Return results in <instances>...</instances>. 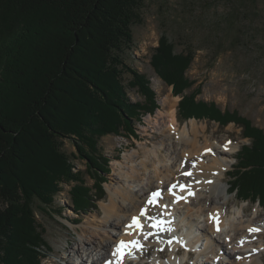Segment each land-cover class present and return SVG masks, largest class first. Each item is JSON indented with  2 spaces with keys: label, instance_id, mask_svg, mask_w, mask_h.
Segmentation results:
<instances>
[{
  "label": "trees",
  "instance_id": "obj_1",
  "mask_svg": "<svg viewBox=\"0 0 264 264\" xmlns=\"http://www.w3.org/2000/svg\"><path fill=\"white\" fill-rule=\"evenodd\" d=\"M144 6L145 0H0V264H43L48 244L36 209H50L64 184L75 183L77 213L96 210L106 198L107 181L92 172L98 179L86 187L72 158L103 170L101 139L138 138L137 123L156 114L150 82L126 64ZM162 39L151 65L179 97L193 87L186 72L194 53L176 55ZM126 73L144 102L131 101ZM196 95L179 102L178 120L242 128L249 144L239 150L228 185L242 203L264 206V131ZM67 140L78 156L65 152Z\"/></svg>",
  "mask_w": 264,
  "mask_h": 264
},
{
  "label": "rangeland",
  "instance_id": "obj_2",
  "mask_svg": "<svg viewBox=\"0 0 264 264\" xmlns=\"http://www.w3.org/2000/svg\"><path fill=\"white\" fill-rule=\"evenodd\" d=\"M141 12L143 23L132 28L134 45L132 51L126 55V64L150 82V87L156 94L157 112L155 115L145 117L141 123H137L138 138L110 135L101 139L99 150L100 156L104 159L101 162L98 161L105 167L103 170L101 167L98 169V165L92 166V170H89L88 163L82 157L72 158L76 166L75 172H81L80 175L84 179L86 187H94L96 179H98L96 175L94 178L92 172H98L99 176L107 181L104 184L106 198L99 203L96 210L86 214L77 213L70 195L75 183L64 184L63 191L55 198L54 205L50 209H36L38 223L45 230V239L43 240L48 244L42 250L43 264H71L67 262L71 254L74 260H79V263H81V259L87 260L88 256L84 252L85 250L79 254L80 256H76L73 249L79 247L78 242L81 236L87 233L90 235L92 231L101 232L97 241L101 244H99V248H96V252L101 250L102 244L105 242H112L114 245L117 239H120L119 236L124 227L115 230L112 227H104L106 213L103 206L111 205V195L123 193L129 186L135 190L141 188L143 182L149 178L150 171L154 170L153 163L158 166L161 162V165H167L166 167H169L170 170L176 162L179 165L182 160L186 161L187 158H183L181 153V145L170 150L171 147L168 145L170 142L165 141V136L166 134L174 135L173 131L166 128L168 123L165 124L163 122L165 120L157 115L159 110H163V101L167 97L171 98L170 104L176 103L177 116L179 102L183 97L197 94L198 102L214 104L223 112L238 113L242 118L249 120L254 127L264 131V0H145V6ZM162 38H166L169 43L173 44L176 55L194 53V60L186 72V78L193 82V87L179 97L173 94V87L168 86L151 65ZM123 78H125L124 84L131 101L144 102L145 97L139 93L138 89L129 87L133 75L126 73ZM175 98L179 100L177 101ZM167 110L171 111L170 108ZM191 120L186 122L178 120V128L181 132L184 128L191 130L192 121L196 120L201 129L197 138L199 146L221 147L222 141L228 140L238 144L237 152L230 156L224 154L221 157L214 156L213 149L209 148L206 152L204 150L203 156L198 157V154L190 160V168L184 163V171L176 173V176H173L170 171L164 172L162 177L169 175L170 182L175 181L174 184L185 185L191 176L183 175L184 172L192 174V170L199 166L206 167L214 165L215 160H224L228 164H232L224 176L225 179L222 180V186L230 191L226 196L230 200L229 209L231 212H236L234 205L246 209V213H235L234 220L239 222L243 219L246 221L254 219L258 212L264 214V206L258 203H242L234 193H231L228 185L229 172L236 164L238 151L244 145L249 144V140L242 136L243 129L235 123L222 127L220 123L207 119ZM204 127L206 128L205 133L202 130ZM64 150L69 155L78 156L77 149L70 140L65 141ZM220 150L224 151L223 148ZM126 154L133 156L129 164L122 162ZM208 155L210 156L208 157ZM153 159H156V162ZM118 162H122V164L119 165ZM107 164L109 173L106 168ZM174 171L177 172L178 168H175ZM191 178L194 179V177ZM155 189L158 188L154 186L152 190ZM205 196L201 198V206L209 204ZM217 202L220 203V200L218 199ZM185 212L186 210L182 209L178 214L174 213L168 219L173 218L177 222L178 229L182 230V234L189 235L190 227L198 228V235H196L201 238L199 244L208 245L204 235L206 225L205 222H202L204 217L197 214L200 216L201 223L185 222L181 218ZM231 219L233 218L231 217ZM179 222H182L183 226ZM260 226L264 228V223H261ZM168 227L174 228L172 225ZM174 229L178 231V229ZM108 231L114 232L112 239L110 238L111 233ZM207 235L216 244L220 243L216 234L212 235L209 232ZM215 243L214 246H216ZM255 246L259 247V241ZM151 255L153 257L156 255V249L147 258H151ZM162 256V260L166 262L164 264H169L170 252L166 250ZM203 258L204 255L201 253L190 259L187 258V255L175 259H179L178 264L180 262L196 264L200 263ZM145 261L149 262V260ZM90 263L87 261V264Z\"/></svg>",
  "mask_w": 264,
  "mask_h": 264
},
{
  "label": "bare ground",
  "instance_id": "obj_3",
  "mask_svg": "<svg viewBox=\"0 0 264 264\" xmlns=\"http://www.w3.org/2000/svg\"><path fill=\"white\" fill-rule=\"evenodd\" d=\"M175 99H177V101L179 100L178 98ZM170 103L171 98L167 97L163 101V110L166 108L164 110L166 113L164 114L163 110H159L157 115L165 120L163 121L165 122V124L168 123L166 125V128H169L170 131H173L174 135L166 134L165 136V141L170 142L168 144L171 147H169L170 150H173L175 146L181 145V153L183 154V158H187L186 161L182 160L179 165L176 162L170 170L169 167H166L167 165L163 166L159 161L158 166L153 163V167L155 166L154 170L150 171L147 181L143 182V184L141 183V188L135 190L133 189V187L129 186L123 193H113L111 195V205L105 207L102 205L106 213L104 217V227H112V229L114 230L124 227V233L122 232V234L119 236L120 239H117L114 245L112 244V242L103 243L102 248L99 252H96V248H99V244H101L97 242L99 238L98 236L101 232L98 233L92 231L90 235H87L88 233L86 235L84 234L83 236H81V239L78 242L79 247L77 249L74 248L73 251L75 252L76 256H80L79 254H81L83 250H85L84 252L88 256V259H81V263H79V260H74L71 254L67 259L68 263L87 264V261H89L91 262V264H106L107 261L111 260L113 261V264H115L118 257L112 256L111 253L117 248L119 242L138 240L144 246L143 251L141 252L140 250L133 249V254L126 255L123 258L122 264H164L166 262L162 260V255H164V251L166 250L170 252L168 263L176 264L179 260L175 259L177 258L175 255L178 247L177 244L183 243L186 240V236L193 239L191 242V245L193 247H197V245H199V242L201 241V238L197 236V231H199L198 228L195 229L193 227H190L188 231L189 235H176L177 231H175L174 228H176L177 230L179 228L178 224H176L177 222L173 220V218L168 219V217H172L174 213L178 214L180 210L185 209L186 212L181 217L185 222L196 221L201 223L200 216H197V214L204 217V220L202 222H205L206 225L204 235L206 236L208 249L202 251L201 253L204 254L205 258H207L205 259L207 264H264V228L260 226L261 223H264V214L258 212L257 216L254 219H248L246 221L241 219L238 222L234 220L235 213H246V209L237 205H234L236 212H231V210L229 209L230 200L226 196L228 192L230 193V191L222 186V180L225 179L224 176L227 174V171L229 170V168H231L232 164H228L224 160H215L214 165H209L206 167L199 166L197 169L192 170L191 177H194V179L189 177V179H187L188 183L186 182L185 185H191V191L194 192L195 195L188 196L187 191L182 192L180 191L179 187L174 189L177 195L186 196V201L180 200L179 202H177L175 197L168 193V187L171 186V184H174L175 181L170 182L171 178L169 175H163L162 177V174L164 172L170 171L173 176H176V173L184 171V163H186V165L190 168V160L198 154V157L203 156L204 150L207 151V149L209 148L213 149L214 156L221 157L224 154L230 156L236 153L238 150V144H234L232 141L228 140H223L220 144L221 147L199 146L197 138L199 137V132L201 129L198 127V123H196L197 121L191 120V130H187L186 128H184V130H182L181 132L178 128L179 125L176 111L177 105L176 103ZM168 108H170L171 111H168ZM202 130L203 133L206 132L205 127L202 128ZM225 146L227 147V150L225 149ZM220 148H223L224 151L220 150ZM209 156L210 155H208V157ZM132 157L133 156L126 154L122 162H127L129 164V162L132 161ZM155 160L156 159H153V161ZM122 162H118L119 165H121ZM175 168H178L177 172L174 171ZM154 186L158 189L152 190ZM158 190L162 191V199L155 207L147 206V215L156 216L158 219L164 221H170L171 223H166L165 227L172 225L174 228H172L171 232H161L159 233V236H149V238L145 240L143 238V235L140 233V230H137L134 227L130 229L127 226L132 223L133 217H138L140 222H142V224L144 225L143 232L155 231L150 227L148 228V225L149 223H151V221H148L147 219L145 220L144 216H140V211L142 208L146 207V202L151 197V193ZM205 193H207L206 196ZM203 196H205V198L209 201V204H203L201 206V198ZM218 199L220 200V203L217 202ZM163 205H167V207H163ZM210 216H218V219L220 221L219 232L216 231L215 220L210 219ZM231 217L233 219H231ZM179 224L182 225V222H179ZM251 228H259L261 229V231L250 232L249 229ZM108 232L111 233L110 238L112 239V236H114V232ZM209 232L212 235H217L218 241L220 242L219 244L218 242L216 244L210 236L208 237L207 234ZM216 238L215 240H217ZM169 240H172V243L170 245L168 243ZM242 241L243 243H241ZM257 241H259V247L255 246ZM214 243L216 246L213 245ZM155 249L156 255H154V257L151 255V258H147L152 252L154 253ZM158 249H164V251L161 252L158 251ZM133 256L135 258H133ZM223 257L224 259H222ZM145 260H149V262H146ZM180 264L182 263L180 262Z\"/></svg>",
  "mask_w": 264,
  "mask_h": 264
},
{
  "label": "snow or ice",
  "instance_id": "obj_4",
  "mask_svg": "<svg viewBox=\"0 0 264 264\" xmlns=\"http://www.w3.org/2000/svg\"><path fill=\"white\" fill-rule=\"evenodd\" d=\"M225 149L227 150V147L225 146ZM210 151V150H209ZM183 175H187V176H191V172H184ZM210 183V181H209ZM177 187H179L180 191L184 192L187 191L188 196H192L195 195L194 192L191 191V185H183V184H173L171 186L168 187L167 191L170 195L174 196L176 201L179 202L180 200H185L187 199L186 196H179L176 194V192L174 191V189H176ZM162 199V191L158 190L155 191L153 193H151V197L147 200L146 202V207L142 208L140 211V216H144L146 217V219L148 221H151V223H149L148 227L154 229V232H143V228L144 225L140 222L138 217H133L132 219V223L130 225H128V228H135L137 230H140V233L143 235V238L145 240H147L149 238V236H159V233L161 232H171L172 228L171 227H165V224H170V221H164L161 219H158L156 216H150L147 215V206H152L155 207L160 200ZM163 207H167V205H163ZM210 219H214L215 220V224H216V231L219 232L220 231V221L217 217H212L210 216ZM250 232H259L261 231V229L259 228H251L249 229ZM127 234H131V233H127ZM169 245L172 243V240L168 241ZM243 243V241L241 242ZM143 245L138 241V240H132L129 242H125V241H120L119 245L117 246V248L111 253L112 256L114 257H118V259L116 260L115 264H122L123 258L126 255H132V250L136 249V250H140L141 252L143 251ZM158 251H164V249H158ZM133 258H135L133 256ZM106 264H113V261H107Z\"/></svg>",
  "mask_w": 264,
  "mask_h": 264
}]
</instances>
